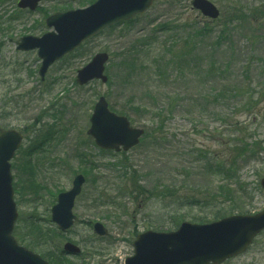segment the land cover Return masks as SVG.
<instances>
[{
    "label": "rangeland",
    "instance_id": "obj_1",
    "mask_svg": "<svg viewBox=\"0 0 264 264\" xmlns=\"http://www.w3.org/2000/svg\"><path fill=\"white\" fill-rule=\"evenodd\" d=\"M18 1L0 0V128L24 134L12 160L14 183L31 178L38 187L36 196L15 195L21 246L32 222L58 229L51 208L78 174L86 178L74 208L79 222L38 251L28 248L61 264L76 262L63 254L67 242L86 264H124L140 234L175 231L179 217L213 221L218 210L226 217L264 210V0H208L221 11L215 21L193 0H156L54 64L44 81L37 51L19 52L16 43L49 32L45 20L56 9H83L86 0H43L33 13L18 10ZM99 53L109 55L108 82L79 87L77 72ZM101 97L145 130L137 147L106 152L87 134ZM48 130L50 138L29 153ZM251 146L258 154L247 153ZM226 160L235 162L230 180L218 172ZM224 183L235 192H220ZM96 223L107 237L94 234ZM231 264H264V233Z\"/></svg>",
    "mask_w": 264,
    "mask_h": 264
},
{
    "label": "water",
    "instance_id": "obj_2",
    "mask_svg": "<svg viewBox=\"0 0 264 264\" xmlns=\"http://www.w3.org/2000/svg\"><path fill=\"white\" fill-rule=\"evenodd\" d=\"M42 0H20L18 8L36 11ZM156 0H97L85 9L56 13L46 20L51 31L42 37L28 36L17 42V50H38L42 64L39 75L42 80L51 66L74 52L85 41L104 29L130 21L146 13ZM195 10L209 19L220 17V10L208 0H193ZM109 61L106 53L97 54L92 61L78 71L77 84L86 86L92 81L106 84L105 67ZM88 135L102 150L117 153L128 152L136 147L145 131L131 127L127 118L109 110L108 102L101 97L90 120ZM23 134L15 130L0 129V264H49L19 245L13 232L18 219L14 202L11 161L19 150ZM86 179L78 175L72 189L59 195L52 208V222L60 230L68 231L77 221L73 214L76 199L82 193ZM264 190V178L261 180ZM264 230V210L255 215H236L209 224L184 222L175 232L148 231L134 242L135 255L126 264H172L186 260L188 264H221L230 257L246 251L254 238ZM94 233L99 237L108 235L106 228L96 223ZM64 252L78 254L80 249L66 244Z\"/></svg>",
    "mask_w": 264,
    "mask_h": 264
},
{
    "label": "trees",
    "instance_id": "obj_3",
    "mask_svg": "<svg viewBox=\"0 0 264 264\" xmlns=\"http://www.w3.org/2000/svg\"><path fill=\"white\" fill-rule=\"evenodd\" d=\"M94 1L95 0H86V1L82 2L80 5L82 7H86L87 5L92 4ZM69 7H70V5L63 6L62 8L56 9L55 12L68 11L71 9ZM129 23H131V22H129ZM123 24H125V23H123ZM50 130H52V128ZM50 130H48L45 135H43L42 137L39 138L40 142H38L35 146H33L32 150L29 153H33V152H35L41 148V146L46 142V140H48V138H50V134H49ZM145 137H146V134H145L144 138ZM241 152H243V151H241ZM258 152H259L258 146H251V151H247V153L252 154L251 156L258 154ZM244 154H245V147H244ZM244 154H239L238 156L241 157ZM30 158H31V154H27V159L24 162V166H23V174H24V171L29 172V166L31 165ZM210 167H211V165L209 164L208 168H210ZM234 167H235L234 161L230 162V160H226L223 163H218V172L221 173L222 176L225 177V180H228L229 178H232V177L235 178L236 170H234ZM26 176H28V175H26ZM25 190L30 191L31 193H33L34 196L37 195L38 187H37V184L34 182V180H32L31 178H28V180H26V181L18 179V182L14 183V191H15L16 197L20 198L21 195H23L22 192ZM241 190L243 192L244 189L241 188ZM39 191H41V190H39ZM30 192H27V193H30ZM59 192H62V191H59ZM220 192L230 194V192H235V190H233L231 188V186H229L228 184L224 183L223 186H221ZM238 192H240V191H238ZM228 214H230V213L226 210H218L217 212L215 211L213 220L216 221L218 219H221V218L227 216ZM188 217H191V218H187V219H190L192 222H195V223L203 224V223L209 222V220H207L205 216L202 218H196V217H192L190 215ZM185 219H186L185 217H183L182 219H181V217H179V220L184 221ZM178 223H180V222H178ZM57 233L60 234L58 232V230H56V229H49L48 230V229H45L44 227L37 225L35 222H32V224L27 228V235H29V236L27 237V240L25 241L27 243L25 245H27V248H29V249L38 251L41 244H48L50 242V240L52 239V235L53 234L55 235ZM42 256H43V254H42ZM43 257L46 260H48V262H50L51 264H61V262L63 261V259L60 260V259H56L55 257H51V258H49L48 256H46V257L43 256Z\"/></svg>",
    "mask_w": 264,
    "mask_h": 264
},
{
    "label": "flooded vegetation",
    "instance_id": "obj_4",
    "mask_svg": "<svg viewBox=\"0 0 264 264\" xmlns=\"http://www.w3.org/2000/svg\"><path fill=\"white\" fill-rule=\"evenodd\" d=\"M180 225H178V227H179ZM177 227V228H178ZM264 233V231L259 235V236H261L262 234ZM258 236V237H259ZM258 237H256L255 239H254V241H253V243H252V245L247 249V251L245 252V253H243V255H246L248 252H250V250L252 249V247H254V245H255V240H257V238ZM134 249V248H133ZM134 252V251H133ZM66 256H69V257H76V259H75V263L74 264H86L85 263V259L83 258V254L82 253H78V254H73V255H70V254H65ZM133 255H134V253H133ZM132 255V256H133ZM243 255H240V256H237V257H234V258H231V259H229V260H227L226 262H224V263H222V264H231L233 261H236V260H238L239 258H241ZM131 257V256H130ZM129 256L126 258V259H128V258H130ZM126 259H125V261H126ZM88 264H91V263H88ZM99 264H107L106 262H101V263H99ZM124 264H125V262H124ZM172 264H188V262L186 261V260H183V261H181V262H179V263H172ZM213 264V263H212Z\"/></svg>",
    "mask_w": 264,
    "mask_h": 264
}]
</instances>
